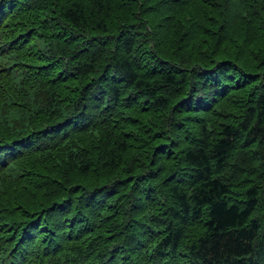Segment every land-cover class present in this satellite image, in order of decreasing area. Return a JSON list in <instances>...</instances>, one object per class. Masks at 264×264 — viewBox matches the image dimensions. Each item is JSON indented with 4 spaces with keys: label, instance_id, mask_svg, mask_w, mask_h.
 <instances>
[{
    "label": "trees",
    "instance_id": "obj_1",
    "mask_svg": "<svg viewBox=\"0 0 264 264\" xmlns=\"http://www.w3.org/2000/svg\"><path fill=\"white\" fill-rule=\"evenodd\" d=\"M0 264H264V0H0Z\"/></svg>",
    "mask_w": 264,
    "mask_h": 264
}]
</instances>
